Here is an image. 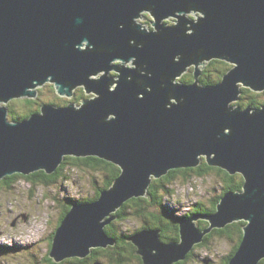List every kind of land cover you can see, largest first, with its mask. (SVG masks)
<instances>
[{
	"label": "water",
	"instance_id": "water-1",
	"mask_svg": "<svg viewBox=\"0 0 264 264\" xmlns=\"http://www.w3.org/2000/svg\"><path fill=\"white\" fill-rule=\"evenodd\" d=\"M140 11L151 30L135 22ZM170 15L168 25L163 20ZM218 58L236 66L220 82L202 84L201 67ZM191 67L195 81L184 82ZM48 82L60 96L72 97L79 86L95 96L81 105L44 103L41 112L9 118L10 101L35 98ZM240 83L264 89V0H0V180L51 174L69 155L121 167L98 199L74 203L62 220L50 252L60 263L115 245L105 229L118 217L113 213L149 196L155 178L206 157L212 166L242 173L244 189L224 194L213 213L181 218L180 241H163L161 230L147 228L128 239L144 264H174L215 228L244 219L245 235L229 264H259L264 104L232 105ZM202 219L209 222L204 229Z\"/></svg>",
	"mask_w": 264,
	"mask_h": 264
},
{
	"label": "rangeland",
	"instance_id": "rangeland-1",
	"mask_svg": "<svg viewBox=\"0 0 264 264\" xmlns=\"http://www.w3.org/2000/svg\"><path fill=\"white\" fill-rule=\"evenodd\" d=\"M142 14L144 16L137 17L135 21L147 25L146 27L151 30L150 18L144 12ZM187 16L191 19L197 18L192 12L187 13ZM163 21L171 25V16ZM119 61L117 60L113 64L123 62L121 59ZM232 64L234 67L236 66L235 62H232ZM221 65L224 66L222 62L205 67L200 66L202 68L201 76L214 79L219 71L225 75L229 70L224 71L220 67ZM127 66L133 65L131 62H127ZM100 76L101 74H97L95 78ZM189 78H194V69L187 72L181 80H189ZM48 83L40 87L42 90L37 98L39 102L58 103L65 99L70 102L74 101L68 96H60L54 90V84ZM239 85L242 90L241 94H243V88L247 86L242 83ZM84 93L86 98L95 95V93L88 94L85 91ZM263 94H261L262 98H264ZM78 96H80L79 90ZM68 98L70 99L68 100ZM252 99L253 97L245 95L242 101L233 100L232 105L247 107L252 105L250 104ZM66 103L60 104L64 106ZM8 105L10 106L9 118L11 120L22 118L20 115H24L28 109V104L22 98L12 100ZM33 107L35 108L37 105L34 104ZM65 174L67 178L61 177L62 179L50 186L44 184L34 185L30 180L20 177L10 188H6L5 185L0 187V264H49L45 257L49 252L52 232L58 225L64 210L65 200L67 201L69 197L83 199L96 196L98 188L104 186L105 172L103 170L96 171L86 169V167L78 169L76 166L73 168L67 167ZM223 186L224 182L216 172L202 177H193L189 182L177 179L167 186L171 194H165L167 191L163 192L165 195L164 201L172 210L173 215L184 218L185 215L191 216L198 213L195 211L197 202L202 200V202L210 205L213 198L223 193ZM148 220L146 217L132 216L117 225L121 227V233L133 234L141 230L145 224H148ZM243 221L245 220L243 219ZM167 225L171 228L175 227L171 224ZM238 239L237 235L233 239L215 235L207 244L195 247L186 264H223ZM100 258L103 264L111 263L110 258L107 256H101ZM66 264L70 263L67 262ZM127 264H142V261L135 258Z\"/></svg>",
	"mask_w": 264,
	"mask_h": 264
},
{
	"label": "trees",
	"instance_id": "trees-1",
	"mask_svg": "<svg viewBox=\"0 0 264 264\" xmlns=\"http://www.w3.org/2000/svg\"><path fill=\"white\" fill-rule=\"evenodd\" d=\"M147 20H149L148 17ZM218 62H222L224 66L221 65L220 67L224 71L230 70L229 68L233 67V64L230 61L221 58L213 59L209 61L207 66H210L211 64L214 63L217 64ZM191 69L194 68L191 67L190 70ZM223 77H224L223 72L219 71V74L217 75L216 78L208 79L207 77L200 76V81L204 85L215 84L217 82H220L223 79ZM182 80H184L185 82L192 83L195 81V74H194V78H189V80L186 79H182ZM54 90L56 89L54 88ZM263 93L264 90L255 91L252 88L245 87L243 88V94L241 95L240 101H242L243 97L246 95L247 97H253L250 104L256 107H259V105L262 106L264 104V98L261 97V94ZM84 95H85L84 90L82 89L79 97L83 98ZM22 99H25V103L28 104L27 112L29 111L30 108H34L33 106L35 103H33L32 98H22ZM42 105H40L39 110L35 111L36 113L38 111L39 112L42 111ZM33 113L34 111L30 112V114ZM24 116L26 115H22V116L20 115V117L25 118ZM205 158L206 157H204V159ZM204 159L201 164L195 167H180L176 169H171L168 174L160 178H155L152 181L148 190L149 196L134 197L126 201L124 205L116 213H114L118 216V218L105 227L107 234L116 240L115 245H109L108 247L105 248L104 247L94 248L92 253L85 258L72 257L60 263L56 262L53 258H51L50 252L53 246L55 232L59 227V225L62 223V220L64 219V217L66 216V214L68 213V211L70 210V208L74 203L93 201L98 199L99 196L101 195L102 190L109 188L114 183L115 179L120 175L121 167L115 164L114 162L108 161L98 156L69 155L65 157V159L63 160L62 164L58 167V169L51 174L48 173L46 170H38L31 174L14 173L12 175H7L2 180H0V187L2 185L3 186L5 185L6 188L7 187L10 188L12 184L20 177L30 180L34 185L44 184L50 186L57 183L62 178H67L65 174V170L67 167L73 168L77 166L78 169H84V167H86V169H92L96 171L103 170L105 172L104 186L98 188L96 196L85 197L83 199H74L69 197L67 201L65 200V207L59 219V223L56 226L55 230L52 232V235L50 237L49 252L47 253L45 259L48 261L49 264H66L67 262L70 264H87V263L103 264V261L101 260L100 257L107 256L108 258H110L109 260H111L110 264H127L129 263L130 260L135 258L141 260L143 263L142 256L137 253L138 247L128 239L132 233H121L120 232L121 227L118 226L117 224L128 220L132 216L146 217L147 219H149L148 220L149 223L145 225L143 224L144 226L142 227V229L147 228L151 230H160L162 228L163 232L160 234L163 240L180 241L181 234L179 233L178 226L181 216L173 215L172 210L169 208V206H167V203L164 201L165 195L163 194V192L167 191V193L165 194H171L170 189L167 188L169 184H172L177 179H182V181L184 182H189L193 177L196 176L202 177L212 172H216L217 174H219L220 178L224 182L223 193L213 198L210 205L202 202V200L201 202L196 203L195 211L203 214L213 213L217 211L219 201L228 191H232V190L237 191L244 189V184L246 182V179L242 173L232 174L227 169L221 168L219 166L210 165L207 159L206 160ZM130 212L133 213L131 214ZM164 221L171 225L175 223L176 226L172 227V229L174 231L177 229V232L174 233L169 231V227ZM246 223L247 222L243 220L233 221L228 223L223 228H215L211 233H209L206 236L205 242L197 244L196 246H202L207 244L208 241L215 235H218L220 237H228L231 239H233L235 235H237L239 237L237 243L233 246L232 251L228 254V256L223 262V264H229L230 259L237 253V251L240 248L241 242L245 235L244 226ZM208 225H209L208 221L201 220L200 223L201 229H204L205 226L207 227ZM169 232H171L172 235ZM192 253L193 251L191 252V254ZM184 261L186 260H181L174 264L184 263ZM259 264H264V259H262Z\"/></svg>",
	"mask_w": 264,
	"mask_h": 264
},
{
	"label": "flooded vegetation",
	"instance_id": "flooded-vegetation-1",
	"mask_svg": "<svg viewBox=\"0 0 264 264\" xmlns=\"http://www.w3.org/2000/svg\"><path fill=\"white\" fill-rule=\"evenodd\" d=\"M169 24V23H168ZM207 66V65H206ZM191 70H193V69H191ZM195 71V70H194ZM111 75H113V76H116V75H118V73H117V71L116 70H113L112 71V73H110ZM184 81V80H183ZM185 82V81H184ZM187 83H189V82H187ZM49 84V83H48ZM84 90L85 91V88L84 87H79L77 90H75V92H74V95L75 96H73V97H70V98H72V100H74L73 102L74 103H76V102H78L79 100V102H81V99H85L86 97L84 96V98H80L79 96H78V90H79V93L81 94V90ZM42 89L41 88H39L38 89V95H37V97H35V98H32L34 101H33V103H35L36 105H37V108H30L29 109V111L28 112H26L24 115H26V116H24L25 118L26 117H29V115H31L30 114V112H33L34 111V113H36L35 111H37V110H39L40 109V105H42V104H44V102L43 103H41V102H39L38 101V97H39V94H40V91H41ZM86 92V91H85ZM85 94V93H84ZM242 95V94H241ZM70 98H68V100L70 99ZM18 99H20V98H18ZM15 100V99H14ZM72 103V101L70 102V101H67L66 99L64 100V101H62V102H45V103H55L56 105H59V106H63L62 104H60V103ZM67 103L66 104H64V105H67ZM10 108V107H9ZM12 108V107H11ZM39 112V111H38ZM23 115V114H22ZM28 115V116H27ZM20 119H23V117L22 118H20ZM187 216H189V215H187ZM206 221V220H205ZM200 223H201V221L199 220V222H198V224H199V226H200ZM166 224H168V223H166ZM172 225H174V226H176V224L175 223H173ZM169 227V226H168ZM179 227V226H178ZM206 227V226H205ZM179 229V228H178ZM169 231H171V232H174V233H176L177 232V229L174 231L171 227H169ZM163 232V229L161 228V231H160V233H162ZM171 232H169L171 235H172V233ZM179 233H180V229H179ZM160 236H161V234H160ZM161 239H162V237H161ZM163 240V239H162ZM172 240H174V239H172ZM205 240H206V238H205ZM205 240H204V242H205ZM163 241H165V240H163ZM168 242V241H167ZM196 247H199V246H196ZM191 254V253H190ZM193 254V253H192ZM192 254H191V256H192ZM190 255H189V257L186 259V261H184V263H180V264H186L187 263V261H188V259L191 257ZM143 264V263H142Z\"/></svg>",
	"mask_w": 264,
	"mask_h": 264
},
{
	"label": "bare ground",
	"instance_id": "bare-ground-1",
	"mask_svg": "<svg viewBox=\"0 0 264 264\" xmlns=\"http://www.w3.org/2000/svg\"><path fill=\"white\" fill-rule=\"evenodd\" d=\"M187 13H191V12H187ZM192 13H194L195 15H196V17H197V12H192ZM144 16V14H142V11H140L139 12V15H137L136 16V18L137 17H139V16ZM171 16V15H170ZM136 18H135V20H136ZM179 19H181V14H179ZM197 19V18H196ZM136 23H139V24H141V25H144V26H147V25H145V24H143V23H140V22H137V21H135ZM119 61V60H118ZM120 62V61H119ZM231 63L233 62V61H230ZM116 63H118V62H116ZM132 63V62H131ZM132 65H134V64H132ZM125 67H127V62H125ZM234 67V66H233ZM232 67V68H233ZM105 73V71L103 70L102 72H100V73H98V74H104ZM99 78V77H98ZM81 87V86H80ZM264 89H262V90H255V91H263ZM86 91V90H85ZM91 93H93V92H88V94H91ZM65 96H67V95H65ZM73 96H75L74 94L72 95V97ZM95 96V95H94ZM94 96H91V97H89V98H92V97H94ZM68 97H71V96H68ZM240 99H241V94L239 95V97H238V101H240ZM4 102L5 101H1L0 102V105H4ZM10 103V102H9ZM76 104H78V105H81V102H76ZM10 107V106H9ZM114 214V213H113ZM241 220H243V219H241Z\"/></svg>",
	"mask_w": 264,
	"mask_h": 264
}]
</instances>
